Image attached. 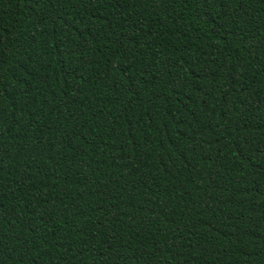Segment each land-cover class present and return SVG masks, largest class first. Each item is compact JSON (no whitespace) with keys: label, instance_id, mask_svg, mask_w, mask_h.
Segmentation results:
<instances>
[{"label":"trees","instance_id":"obj_1","mask_svg":"<svg viewBox=\"0 0 264 264\" xmlns=\"http://www.w3.org/2000/svg\"><path fill=\"white\" fill-rule=\"evenodd\" d=\"M0 264H264V0H0Z\"/></svg>","mask_w":264,"mask_h":264}]
</instances>
